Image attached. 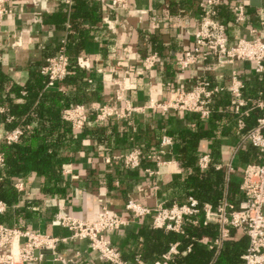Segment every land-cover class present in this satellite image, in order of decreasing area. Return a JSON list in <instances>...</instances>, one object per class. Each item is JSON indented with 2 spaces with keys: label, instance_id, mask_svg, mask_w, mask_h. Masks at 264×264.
Returning a JSON list of instances; mask_svg holds the SVG:
<instances>
[{
  "label": "crops",
  "instance_id": "obj_1",
  "mask_svg": "<svg viewBox=\"0 0 264 264\" xmlns=\"http://www.w3.org/2000/svg\"><path fill=\"white\" fill-rule=\"evenodd\" d=\"M66 1L8 2L10 14L0 24V81H4L2 90L8 92L11 85L24 87L30 83L48 60L57 55L62 46L65 49L69 42L71 59L85 62L86 67L82 69L88 77L84 82L88 88L92 87L98 92L89 106L100 103L123 110L133 109L124 118L111 119L118 125L126 119L134 133L138 124L145 131L155 126L156 111L148 108L152 102L172 100L179 91L190 90L202 80L213 85L227 86L231 75L235 73L243 83L242 109L235 110V100L228 94V100L234 105L228 110L232 118L224 120L220 129L210 134L209 139L202 140L199 149L203 152L202 157L209 158L207 169L210 162L208 153L215 144L221 154V165L216 169L224 170L226 180L230 174H238L242 180V172L249 164H242L238 154L250 143L244 141L243 125L237 121L236 116L240 111L247 116L256 107L262 112L259 118L264 117V108L259 106L264 103L263 80L256 77V74L263 72H256L251 62L236 60L230 64H220L214 57L198 61L184 71H179L174 64L175 58L193 45L192 34L200 24L205 0H126L124 6H113L110 0ZM238 4L245 7L243 22H236L234 18V7ZM213 9L225 27L230 46L239 39L264 41V0H219ZM62 41H65L64 45ZM152 55L157 56V61L152 68L145 69L144 62ZM252 81L257 86L251 88ZM60 89L64 90V87ZM48 90H54V86H47ZM8 95L14 103L21 102L13 93L9 92ZM0 110V115L6 112V108L1 105ZM176 112L177 128L196 127V124H188L182 119V112ZM6 122L10 123L11 120L7 118ZM10 132L0 121V141ZM163 136L169 137L166 134ZM88 145V151L76 154L72 163L63 170L66 184H61L64 188L58 194L42 193L43 179L34 174L24 181L21 178L12 179L13 186L16 183L24 186L23 191L17 190L23 192L22 200L11 208L13 221L22 230L67 239L58 244L52 259L44 256L41 260L26 264H77L80 260L94 264L99 261L97 255L90 251L87 241L69 239L71 232L61 225L60 218L69 216L85 221L95 217L103 207L109 210L111 216L127 221L124 227L106 232L104 237L119 252L122 261L133 264L138 257L137 252L144 247L141 243L143 228L150 226L151 219L133 218L125 208L126 202L132 199L150 209L159 205L166 207L169 201L166 191L168 184L183 178L176 155L172 152V141L170 146L161 148L160 145L159 152L163 151L160 164L154 159L153 166L141 165L132 170L123 168L119 160L106 162L107 158L120 157L129 149L108 154L90 141ZM261 155V162L264 163V154ZM240 197L242 199L241 192ZM28 200L33 204H26ZM223 202L226 200L220 204ZM200 222L218 226L216 237L201 239L208 250H213L214 256L209 262L213 264L232 228H229L228 236L222 238L219 224L205 222L203 214ZM239 231L244 234L242 230ZM167 244L168 253L161 259L145 263L140 260L144 264H153L166 255L169 259L178 254V241ZM172 248L175 252L171 251ZM189 252L190 248L186 247L180 255L185 256Z\"/></svg>",
  "mask_w": 264,
  "mask_h": 264
},
{
  "label": "trees",
  "instance_id": "obj_2",
  "mask_svg": "<svg viewBox=\"0 0 264 264\" xmlns=\"http://www.w3.org/2000/svg\"><path fill=\"white\" fill-rule=\"evenodd\" d=\"M64 52L68 57L67 75L61 81L54 83V90L46 91L48 78L40 72L35 74L32 81L24 87L11 85L8 92L2 90L4 81H0V96H2L0 105L6 108V112L0 115V121L8 131L15 129L21 131L16 142L8 144L3 140L0 141V153L4 159V166L0 169V202L6 206V210L0 213V225L22 230L12 217L11 208L22 200L23 195V192H18L13 186V178H21L24 181L34 174L43 179L42 193L58 194L64 188L61 184H66L62 176L63 170L72 163L76 154L88 151L89 141L108 154L116 150L137 148L141 152L139 167L141 165L151 167L155 163L153 157L159 152L163 134L170 137L172 152L175 153L178 167L183 174L181 180L168 184L166 191L169 201L166 207L173 204L181 205L188 197H193L197 200L200 209L204 204H208L215 210L223 200H226L233 209H238L241 201L239 191L241 177L238 174H230L226 180L224 170L216 169L221 165V154L215 144L208 153L210 162L207 169L201 170L198 166V160L203 155L199 149L200 142L209 139L210 134L220 129L224 120L232 118L228 110L234 105L228 100L227 92L212 97L208 105L210 115L206 119L200 118L195 113L182 112V119L188 124H196L195 128H177L175 125L177 112L169 110L163 117L159 112L155 113V126L149 131L143 130L138 124L136 131L132 133L126 119L122 120L120 125L111 118L99 122L91 112L83 129L75 131L63 120V111L79 105L89 106L98 92L92 87L88 88L89 86L87 87L84 82L88 77L87 72L78 66L76 60L71 59L69 42ZM256 75L263 80L264 92V72ZM254 83L253 81L250 83L251 88L257 86V83ZM61 86L64 90L60 89ZM21 91H24L23 95ZM9 92L13 93L15 98L21 99V102L14 103L13 99L9 98ZM241 112L236 118L243 125L242 132L246 134L254 128L262 112L256 107L247 116ZM7 118L11 120L10 123L6 122ZM204 124H207L206 128ZM262 158L259 150L250 144L245 145L238 154V160L244 165L262 164ZM27 202L33 204L29 200L26 204ZM201 216L200 212L185 220L178 234L165 229H153L151 224L145 226L141 236L144 247L137 252L138 257L144 263L161 259L168 253L167 243L178 241L179 252L172 255L167 260V264H209L214 256L213 250H208L201 243V239L216 237L218 226L200 222ZM192 221H197V224L194 225ZM229 233L213 264H242L241 255L248 247V238L240 233L239 229L232 228ZM186 247L190 248V252L181 256V250ZM132 256L134 257V254ZM77 264L87 263L80 260ZM94 264L113 263L97 261Z\"/></svg>",
  "mask_w": 264,
  "mask_h": 264
},
{
  "label": "built area",
  "instance_id": "obj_3",
  "mask_svg": "<svg viewBox=\"0 0 264 264\" xmlns=\"http://www.w3.org/2000/svg\"><path fill=\"white\" fill-rule=\"evenodd\" d=\"M10 0H0V24L3 18L10 14L7 4ZM70 0L66 2L69 3ZM113 6H124L126 0H110ZM219 4V0H205V8L198 28L192 34L193 45L175 58L174 64L179 71H184L198 61H205L209 57H214L220 64H230L236 60L251 62L258 73L264 72V41L239 39L234 45L228 44L224 25L217 19L214 6ZM234 18L236 22L245 20V7L238 4L234 7ZM65 44V41H62ZM157 61V56L152 55L146 58L144 68L150 69ZM79 67H86L85 62L79 59ZM68 57L64 52V47L60 48L57 55L48 60L47 64L40 69V73L48 78V86L61 81L67 75ZM243 83L235 73L230 77L227 86L213 85L207 80L200 81L190 90H181L177 96L162 103L152 102L148 108L165 114L169 110L198 114L201 118L209 116L208 105L214 95L227 92L235 100V110L238 111L243 105L242 100ZM259 106L264 108V103ZM133 109L123 110L106 104L93 103L90 106L79 105L63 111V120L66 121L73 130L83 129L88 114L95 115L96 121H105L109 118H124ZM1 112V110H0ZM21 134L19 129L8 133L3 141L10 144L17 141ZM259 152L264 154V117L257 120L256 125L243 137ZM161 148L171 145V139L163 136ZM161 150L153 159L160 164ZM114 160L121 161L123 168L132 170L140 165L141 152L134 148L125 152L120 157L107 158L106 162ZM209 161L208 156L199 159L198 164L201 169H205ZM4 166V159L0 153V169ZM14 187L18 191H23L22 183H16ZM242 199L238 209H233L226 202L218 205L215 210L210 205L204 204L200 209L198 202L193 197H188L181 204L172 206H157L150 209L132 199L126 202L125 208L133 218L151 219L154 229H165L172 232H181L182 223L189 217L202 213L205 222H215L221 226V237L228 236L229 228L240 229L249 239V245L242 256L243 264H264V163L249 164L242 172L240 184ZM5 209V205L0 202V213ZM60 223L71 232L69 239L87 241L91 252L97 255L99 261H107L113 264H129L121 260L120 254L114 249L111 242L104 237L106 232L119 230L127 224V221L111 216L106 207L96 214L95 217L80 221L69 216H62ZM192 223L196 224L195 221ZM67 239L56 238L48 234L10 228L0 225V264H26L44 258L41 251L54 252L59 243L66 242ZM175 252L174 248L171 249ZM37 253V254H36ZM168 256H164L161 261L154 264H167ZM133 264H144L139 257Z\"/></svg>",
  "mask_w": 264,
  "mask_h": 264
},
{
  "label": "water",
  "instance_id": "obj_4",
  "mask_svg": "<svg viewBox=\"0 0 264 264\" xmlns=\"http://www.w3.org/2000/svg\"><path fill=\"white\" fill-rule=\"evenodd\" d=\"M40 253L41 254H44L49 259H52L53 258V255H52V252L51 251H41Z\"/></svg>",
  "mask_w": 264,
  "mask_h": 264
}]
</instances>
